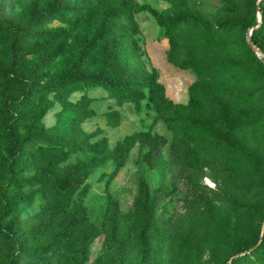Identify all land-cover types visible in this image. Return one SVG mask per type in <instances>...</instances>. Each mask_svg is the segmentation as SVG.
Segmentation results:
<instances>
[{
	"label": "rangeland",
	"instance_id": "rangeland-1",
	"mask_svg": "<svg viewBox=\"0 0 264 264\" xmlns=\"http://www.w3.org/2000/svg\"><path fill=\"white\" fill-rule=\"evenodd\" d=\"M49 1L41 0L40 5ZM261 1L264 10V0ZM127 3L114 22L123 28L118 36L124 50L123 64L150 83L146 98L138 104L120 103L95 88L87 92L92 100L86 106L88 116L84 119L70 105H59L53 95L41 110V123L52 139L89 145L105 138V145L113 148L126 136H132L123 165L116 167L109 161L95 169L84 181L87 193L79 201L83 185H76L67 194L54 190L50 182L69 164L88 160L92 154L72 153L64 160L44 157V163L38 160L24 170V175L32 176L38 166L51 160L53 165L41 183L23 190L28 193L43 184L42 192L32 201L17 205L12 216L25 219L46 205L57 204L69 210L81 203L87 209V219L82 228L85 233L80 234H87V225L91 226L83 264H128L138 257L135 203L139 183L144 181L149 192H158L154 222L148 232L151 253L156 256L154 264H222L225 260L229 264L237 248H248L260 237L258 231L264 218V99L256 91L261 86L260 67L244 64L230 68L227 56L233 49L236 52L237 35L241 41H249L252 30H218L217 23L234 17L250 18L253 8L249 0ZM142 4L160 13L170 28L159 26L146 12H135L134 5ZM30 5L31 0H17L14 11L24 13ZM182 15L187 16L188 23L171 24ZM254 16L260 22V13L256 11ZM195 18L199 23H194ZM51 26L60 24L53 22ZM221 33L229 43L227 52L215 47ZM4 34L0 36L3 55L8 39ZM74 36H68L64 52L51 64L52 76L67 70L78 42ZM38 58L28 57L27 64ZM192 87L200 88L204 100V127L196 128V132L192 123L178 124L184 116L195 119L200 115L199 111L189 110ZM249 90L250 96L245 93ZM79 97L80 93H76L69 98L76 101ZM210 127L229 132L235 140L233 146L213 140ZM91 133L96 135L87 137ZM152 138L156 145L150 144ZM8 163L0 146L3 197L17 195L5 185ZM248 204L255 207L246 208ZM111 217L116 235L125 241L123 254L116 253L111 240ZM72 245L60 258L45 254L23 264H57L59 260L61 264H75L77 244ZM212 250L218 251L213 255Z\"/></svg>",
	"mask_w": 264,
	"mask_h": 264
},
{
	"label": "trees",
	"instance_id": "trees-1",
	"mask_svg": "<svg viewBox=\"0 0 264 264\" xmlns=\"http://www.w3.org/2000/svg\"><path fill=\"white\" fill-rule=\"evenodd\" d=\"M16 1L0 0V36L8 34L5 53H0V146L9 160L5 185L17 192V195L0 196V264H23L45 254L60 258L63 252L73 247L72 244H77L73 256L75 264H83L91 226L87 225V234H80L84 232L82 228L87 219V209L81 203L69 210L57 204L46 205L25 219L12 216L17 205L32 201L35 195L42 192L43 184L28 193L23 190L41 183L53 164L48 160L45 165L38 166L32 176L24 175V170L38 160L44 163V157L64 160L72 153L92 154L88 160L69 164L58 178L50 182L54 190L67 194L76 185H83L79 193L81 201L87 193V185L83 183L95 169L109 161L116 167L123 165L132 136H126L113 148L105 145V138L89 145L52 139L47 136L41 123V110L49 104V95H53L59 105H70L76 115L84 119L88 116L86 106L92 100L87 95L89 90L100 88L110 99L138 104L146 98L145 91L150 88V83L123 64L124 50L118 41L123 28L114 20L128 6L127 0H50L45 5H40L41 0H31L30 7L24 13L14 11ZM258 1L249 0L253 8L250 18L234 17L217 23L218 30L240 28L243 33L252 30L249 41H241L237 35L236 52L233 49L228 53L226 49L229 43L224 40L225 33H221V39L216 37L215 47L227 52L230 68L244 64L260 67L261 86L256 91H260L264 99V10L262 1ZM133 9L148 13L159 26L170 28V23L165 22L162 15L148 5H134ZM256 11L260 13V22L255 19ZM193 21L199 23L196 18ZM53 22L60 26H51ZM188 22L187 16L182 15L172 20L171 24ZM72 33L78 42L70 54L68 68L60 75L52 76L50 66L64 52L67 38ZM34 55L39 56L38 60L27 64V58ZM76 93H80V97L71 101L69 97ZM245 93L249 95L251 91ZM202 103L200 88L192 87L189 110L191 113L199 111L200 115L195 119L184 116L178 120V124L192 123L195 132L196 128H203ZM202 130L198 129V132ZM209 133L213 140L223 146H233L235 143L229 132L210 127ZM95 135L91 133L87 137ZM150 144H157L155 138L151 139ZM157 193V190L149 192L146 183L140 181L135 203L139 221L136 233L138 257L128 264H154L156 261V256L151 253L148 232L154 222ZM112 203L116 205V202ZM245 207L252 209L255 205ZM110 221L115 251L123 254L125 241L116 235L114 217ZM258 233L260 237L257 242L248 248H237L229 264H264V218ZM216 251L212 250V254ZM57 264H61L60 260Z\"/></svg>",
	"mask_w": 264,
	"mask_h": 264
},
{
	"label": "water",
	"instance_id": "water-1",
	"mask_svg": "<svg viewBox=\"0 0 264 264\" xmlns=\"http://www.w3.org/2000/svg\"><path fill=\"white\" fill-rule=\"evenodd\" d=\"M259 1H260V0H259ZM259 1H258V2H259Z\"/></svg>",
	"mask_w": 264,
	"mask_h": 264
}]
</instances>
